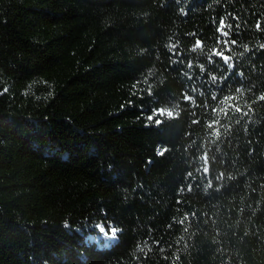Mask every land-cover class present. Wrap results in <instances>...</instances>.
Wrapping results in <instances>:
<instances>
[{"label": "trees", "instance_id": "1", "mask_svg": "<svg viewBox=\"0 0 264 264\" xmlns=\"http://www.w3.org/2000/svg\"><path fill=\"white\" fill-rule=\"evenodd\" d=\"M0 264H264V0H0Z\"/></svg>", "mask_w": 264, "mask_h": 264}]
</instances>
